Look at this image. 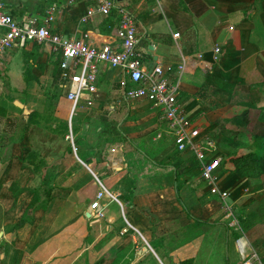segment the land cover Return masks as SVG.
Returning a JSON list of instances; mask_svg holds the SVG:
<instances>
[{
	"label": "crops",
	"instance_id": "0c3cea01",
	"mask_svg": "<svg viewBox=\"0 0 264 264\" xmlns=\"http://www.w3.org/2000/svg\"><path fill=\"white\" fill-rule=\"evenodd\" d=\"M119 1L138 19L139 45L141 36L147 39L143 51L138 50L147 67L189 61L179 102L201 129L203 142H211L215 155L222 158L219 176L222 187L231 192L232 213H226L206 183H200V165L194 166L191 158L182 165L186 184L180 196L174 173H165L140 176L129 199L124 164L132 149L126 139L141 140L155 133L154 141L163 139L165 134L161 138L159 134L167 124L162 113L146 99H127V77L121 69L105 65L99 69L97 91L75 103L68 98L70 84L61 79L62 54L48 43H29L5 53L0 81L10 83L14 96L19 95L15 104L20 102L24 109V103L38 100L33 94L36 87L58 81L65 92L60 107L68 114L64 131L67 140L74 139L71 157L77 160L72 165L79 167L68 181L49 189L47 203L37 201L31 209L35 189L42 186L32 184L38 173L33 155L38 153L24 141L11 144L9 158L0 154V264H183L188 260L241 264L253 253L264 258V173L241 174L232 160L264 150V0ZM7 7L19 21L37 18L40 23L54 8V33L96 45L111 40L120 19L117 9L110 16L93 13L92 0H7ZM165 8L175 22L174 28L170 26L174 34L170 45L164 40ZM219 46L221 53L216 52ZM0 89V117H10L13 107L6 106L10 95ZM20 93H28L30 100ZM80 112L93 114L85 117L91 128L83 136L96 128L90 132L95 139L87 147V157L80 154L78 141L85 124L74 131L78 127L73 121ZM24 117L28 130L29 115ZM115 119L124 132L119 138L109 133L104 139L112 145L107 158L113 172H109L102 164L106 149L98 143L103 130L110 132L116 126ZM5 133L0 129V145ZM41 158L40 168L46 166ZM44 177L47 181L46 173Z\"/></svg>",
	"mask_w": 264,
	"mask_h": 264
},
{
	"label": "built area",
	"instance_id": "2783aa9c",
	"mask_svg": "<svg viewBox=\"0 0 264 264\" xmlns=\"http://www.w3.org/2000/svg\"><path fill=\"white\" fill-rule=\"evenodd\" d=\"M93 13L110 16L114 10L120 13L119 23L111 40L102 45L90 44L84 39L69 38L53 32L55 9H49L44 22L37 18L19 21L7 7V0H0V63L6 52L16 46L25 47L29 43H48L53 51L62 54L61 79L70 84L68 98L78 103L86 94L97 91L100 64L119 68L127 77L126 98L146 99L162 113L167 124L166 131L173 138L180 153L194 154L200 163L202 178L206 181L210 194L216 196L226 213H232L231 192L224 189L220 181L222 158L214 155L211 142H203L202 131L183 112L180 102L182 77L188 70L189 61L183 58L176 65L157 64L149 68L138 53L140 34L136 16L119 0H92ZM217 53L222 52L219 46ZM89 105L93 102L90 100ZM163 133L159 134V138ZM115 151V150H114ZM241 264H264L257 253L242 260Z\"/></svg>",
	"mask_w": 264,
	"mask_h": 264
},
{
	"label": "rangeland",
	"instance_id": "374dc122",
	"mask_svg": "<svg viewBox=\"0 0 264 264\" xmlns=\"http://www.w3.org/2000/svg\"><path fill=\"white\" fill-rule=\"evenodd\" d=\"M166 7V6H165ZM165 12H166V17L167 18H163L164 19V24L163 28L165 29V35L166 37H164L168 43L170 42L171 36L174 35L173 33H171V29L170 26L172 28H174L175 22L172 21V17H169V15L167 14L166 8H165ZM169 17V18H168ZM136 21L138 23V19L136 18ZM167 38V39H166ZM147 39H145L143 36H141V41L142 44L138 46L137 50H142L144 47L143 45L147 44ZM174 44L177 46L176 42H174ZM170 45V43H169ZM180 45L182 46V44L180 43ZM177 48L174 50L176 51ZM10 51V50H9ZM143 51V50H142ZM173 51V49H172ZM143 54V53H142ZM144 64L146 66H148V61H144ZM167 64V63H166ZM164 64V65H166ZM104 66L103 63L100 64V69ZM4 82V83H3ZM55 82L57 85H55ZM7 81H0V87L5 89L6 94L10 95V97H8V100H11L10 103L9 101L6 100V103L8 106V104L12 105L13 109H11L12 111L11 116L10 117H0V129L1 131L4 130L6 133L4 135H2L4 137V139L1 141L2 144L0 145V154L2 153L3 157L9 158V156H11V154L13 153V148L11 147V144L16 143V144H23L24 141L27 142V145H31V148L33 149V151L35 153H38V155H33L34 159L36 160V166L37 168H39L38 170H36L37 176H34L36 178L32 179V184H37L38 185H42L39 188H36L35 191L38 190V193H40L41 198H40V203L44 204L45 202H43L46 197H47V192L50 191V188L56 189L57 186H60L61 184L65 183L66 181H68L71 173L79 166L74 164L72 165L73 161H76V157L74 156L73 158L71 157V147H72V141H74V139H68L66 138V134L64 130H66V128L64 127V124L66 121H68V114L64 115V107L63 105L60 107L61 105V101H63V98L65 97V92L58 86V81H50V85L47 86H38L36 87V90L38 91L37 94H35V91L33 92L34 96L38 97L36 99V101H29L30 103L26 102L24 104H26V112L25 109L22 107V104L19 102V106L17 104H15V100H19L17 97L19 96L18 94L14 96L15 91L12 90V86L10 85V83H8ZM6 84V86H5ZM1 92V89H0ZM22 93V92H21ZM20 93V97L24 98L26 97L28 100V93ZM39 94H41L42 97H39ZM54 95V97L56 98H51L50 96ZM13 96V97H11ZM3 103V102H2ZM21 104V105H20ZM152 105V103H150ZM3 106V105H2ZM153 106V105H152ZM9 107V106H8ZM84 108V107H83ZM28 110V111H27ZM37 112V113H36ZM36 113V115L34 114ZM63 113V114H62ZM67 113V111H66ZM41 114V115H40ZM23 115H29V124H28V130H25V125H26V121L24 119H26L25 117L23 118ZM93 114H90V116ZM89 114L85 115V112H80L79 114H77V116L74 118L73 123H76L74 126L78 127L76 128L74 131L75 133H77L78 131L81 130V128L84 126L85 123L89 122L88 119H85V117H90ZM33 117V118H31ZM119 120L115 119L113 124H116V126H112V129L109 131H107V129L103 130V132L100 135V142L98 144H103L105 147V152H106V157L105 154L102 155V164H104V169L105 170H110L109 172H113V169L111 170V168H109L111 166V160H109L107 158V156H109V150L112 148V145L106 144V142H104V139H106L109 136V133L111 134V136H116V137H121L118 136L121 132V130L124 132V130L122 129L121 125L119 124ZM166 123V122H165ZM94 124V123H93ZM87 124H85L84 127V132H81V136H78V141H80L81 143V151L80 154L83 157H87V153H88V149L91 148L90 146H92V144L90 143V141L94 140L95 137L93 134H90L91 131H93L95 133L96 128L94 127V130L91 129V131H89V133H86V137L83 136V133H85V130H90L91 125L86 126ZM98 125H100V123H98ZM118 126V127H117ZM64 127V129H63ZM106 128V127H105ZM167 129V127H166ZM166 129H164L162 132L163 134H165V137L163 139H158L157 141H153L152 142V146L153 147H159V151L162 152L161 154H163V156L161 157L162 159H167V152L171 151L170 154L174 155V150H175V143L172 137H170L168 135V132L166 131ZM63 130V131H62ZM26 131V132H25ZM8 133V134H7ZM12 133V134H11ZM77 135V134H76ZM90 135V136H89ZM156 133L153 135L155 136ZM158 135V134H157ZM27 136L26 139H23V141H21L20 139H18L19 137H24ZM145 138V136L143 137ZM17 139V140H16ZM137 140V139H136ZM89 143V144H88ZM130 144V143H129ZM131 145V144H130ZM22 147V146H20ZM83 147H86L85 149H83ZM89 147V148H87ZM83 149V151H82ZM158 149V148H157ZM93 152V150H91V153ZM166 152V154H165ZM178 155H174L173 159L171 161L173 162H177L179 159L184 160V158H188L190 159L191 157H189L188 155H186V153H180L178 152ZM127 158L128 160L131 159V152L127 151ZM169 154V155H170ZM215 155V153H214ZM39 156H41V159H44L45 163H46V169L43 170L41 166L38 165V161H39ZM104 156V158H103ZM215 156H219V155H215ZM151 158H156V154L153 155ZM35 165V164H34ZM44 164H42L43 166ZM223 166V162L221 165V168ZM48 167V168H47ZM200 168V166H199ZM220 168V169H221ZM41 169V171H39ZM46 170H48L46 172ZM222 170V169H221ZM39 172H41L42 174H39ZM46 173V176L48 177L47 181H46V177H44V174ZM42 175V176H41ZM102 175V174H101ZM43 177V180H42ZM199 181H201L200 183H206L205 180L202 179V177H199ZM31 184V182H30ZM207 185V183H206ZM208 187V185H207ZM39 189L41 191H39ZM2 195L5 194V192L1 193ZM89 194L91 195V190L89 192ZM210 194V191H209ZM211 195V194H210ZM35 197H36V193H35ZM211 197L215 200H218V198L216 196L211 195ZM34 198V193H32L30 199ZM24 199L27 201L29 198L26 196L24 197ZM35 199V198H34ZM33 199V200H34ZM92 199V198H91ZM89 199V200H91ZM3 205V202H1ZM7 206V205H6ZM31 209H33L32 205L30 206ZM32 211V210H31ZM1 214H3V209L2 211H0ZM33 212V211H32ZM0 253H3V247L0 249ZM263 258V257H262ZM264 259V258H263Z\"/></svg>",
	"mask_w": 264,
	"mask_h": 264
},
{
	"label": "trees",
	"instance_id": "16d2710c",
	"mask_svg": "<svg viewBox=\"0 0 264 264\" xmlns=\"http://www.w3.org/2000/svg\"><path fill=\"white\" fill-rule=\"evenodd\" d=\"M14 16V15H13ZM37 113V112H36ZM36 113H34L36 115ZM33 118V117H31ZM156 136V135H155ZM153 135L143 138L141 140L136 139H126L128 143L131 144V159L128 160V158H125V164L124 167L129 173V181L128 183V198L132 199L134 196V190L137 185V179L140 176H157L160 174L165 173H174L175 175V187L177 190V193L180 196V190L184 186V180H183V171H182V165L186 161L187 158H184V160L179 159L176 163L171 161L174 157V155H178L179 151L176 149L174 150V155L170 154L167 156V159L161 160L163 154L159 151V147H153L152 142ZM158 148V149H157ZM125 152V149H124ZM156 154V158H151L153 155ZM127 154H125L126 156ZM191 161H193L194 166L200 165L199 161L195 157V155H191ZM190 160V159H189ZM235 164H237V169L239 173L241 174H263L264 173V150L256 153L254 151L248 152L242 157H233ZM223 167V166H222ZM39 169V168H37ZM221 170V169H220ZM36 198L33 202L32 207L34 208V205L37 203V201L40 202L41 195L38 193V190L35 191ZM51 198V192H47V197L43 201L47 203L49 199ZM45 206V205H43ZM184 208L187 210V212L190 214V211L188 208H186L185 205H183ZM193 260H188L186 262H183V264H191Z\"/></svg>",
	"mask_w": 264,
	"mask_h": 264
}]
</instances>
